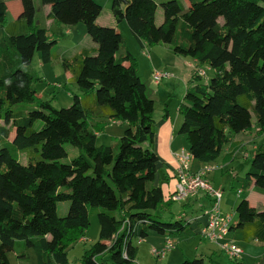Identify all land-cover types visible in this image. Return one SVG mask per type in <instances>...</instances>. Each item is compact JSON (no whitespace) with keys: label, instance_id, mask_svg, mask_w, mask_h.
I'll return each instance as SVG.
<instances>
[{"label":"trees","instance_id":"1","mask_svg":"<svg viewBox=\"0 0 264 264\" xmlns=\"http://www.w3.org/2000/svg\"><path fill=\"white\" fill-rule=\"evenodd\" d=\"M11 1L21 11L4 26L0 47V264H9L10 253L26 263L27 251L36 264H68V249L89 227V209L99 210V241L78 264H136L134 244L149 233L188 240L183 219L163 222L151 213L163 206L162 191L153 185L154 104L122 35L96 24L101 8L93 0ZM123 1L111 0V10ZM125 1L117 18L142 48L166 46L214 73L207 85L188 89L178 107V134L193 161L215 162L231 138L253 125L256 136L264 134V0ZM6 3L0 0L1 25ZM78 25L89 41L55 52L49 27ZM36 54L43 65L59 59L76 85L80 95L68 108L55 109L36 96L32 85L39 79L25 72ZM99 119L125 124L114 147L96 146L101 125L94 130L90 123ZM66 146L78 154L63 164ZM20 154H26L24 165ZM240 182L243 191L253 184L264 194V145L253 151ZM59 203H68L62 217ZM234 213V239L264 243V207L256 210L241 199Z\"/></svg>","mask_w":264,"mask_h":264},{"label":"crops","instance_id":"2","mask_svg":"<svg viewBox=\"0 0 264 264\" xmlns=\"http://www.w3.org/2000/svg\"><path fill=\"white\" fill-rule=\"evenodd\" d=\"M182 3L186 6L185 1H182ZM8 4L9 3H6L7 9L9 6ZM11 4H14V6L17 8L16 12L20 14V3L18 1H14V3ZM120 11H123V9H120ZM46 13L47 9L45 11V15ZM117 16L118 15L114 13L113 17L109 16L107 21L104 23H99V18H97L96 23L101 27L113 28L122 35L125 50L129 52L137 62V74L140 79L142 78V71L145 68L148 69L150 75L148 83H144L148 87L150 99L153 101L154 104L153 118L155 136L153 152L157 157V167L153 185L159 187L163 194V206H161L159 210L151 213L157 216L163 222L181 219L185 221L187 232L190 233L191 238L194 236L199 238L198 247L195 248V251L196 254L197 252H201L200 254L202 257H195V259H208V261L212 264H220L219 261L222 258L227 261V264H264V243L258 241H251L249 243L236 241L234 239V233L229 230V234L226 238L227 241L239 247L243 252L242 257L238 262H231L228 261L225 253L221 250L219 245L208 242L201 237L200 232L206 224V214L212 206L211 199L206 196L204 192H201L202 190H199L196 193L189 195L186 199L180 202L170 201V197L175 192V187L177 184L176 170L178 167V163L175 159V154L180 152L181 150L185 152H188L189 150L187 141L185 138H183L184 136L178 134V130L182 122L181 117L178 114V107L183 99L185 92L188 89L196 86L197 84L207 85L209 83L210 79L213 77V71L207 67H200L194 60L190 58H181L174 55L168 47L163 45L154 46L151 48H142L139 43H137V41H135V39L132 37L127 26H125L126 28L122 26L124 25V21L118 19ZM48 23L49 22H47V24ZM49 28L51 30V27ZM66 34L71 37L69 31H66ZM86 41L87 40H85V42ZM125 65L127 66L128 64ZM195 67L203 68L205 72V77L197 78L198 80H195ZM154 71L165 72L170 75V78L163 80L158 85H155L153 82H150L152 78L151 74ZM112 124L117 126H125V124L120 123ZM252 129H254L255 131L256 127L253 125ZM241 134L243 140L239 141L237 138L241 136ZM250 134L251 132L237 134L235 137L231 138L229 140L228 145L223 148L222 152L226 155V157L229 156L230 153L234 152L233 156H231L229 159L230 163L226 165L224 163L218 165L217 160L219 158L215 162L210 164H201L192 160L190 162V170L195 173L201 167L209 165L215 168L212 173H215L216 171L218 175H221V179L224 180L225 175H227V166L233 165L238 155H242L243 158L247 159L248 157H250V153H253V151L257 147L254 146V143H251L252 140L250 138ZM245 140H247V142H245ZM247 143L249 144L246 145ZM247 151L248 156L245 154ZM248 168L242 171V176L238 175L239 173L236 172L237 169H235L234 167L228 171L231 184L230 188L232 191H236V196H231L230 198L231 206L229 209V213L226 212V209L221 212H226L227 214L224 215L230 216L231 227L236 222V220L233 221V214L235 215V207L241 199L247 200L249 205L256 210H259L264 207V194L255 191L253 184L250 185L247 191H243L241 189L242 184L240 180L244 178ZM205 179L208 184H211L212 186L214 180L211 179V177H208V180L207 178ZM218 186V188H221L222 193L225 194L226 190L224 185L222 186L219 183ZM151 234L153 233H149L147 238L142 241L148 240ZM157 236L158 239H160V242H158L157 245L158 248L161 249L165 243L166 238L160 235ZM142 241H140L139 244H141ZM80 242H84V239H82ZM173 242L174 247L178 245L176 241ZM27 255L28 260L26 263H23V261H20L16 258V255L14 253H10L8 256L9 264H36L35 259L32 262L28 252ZM179 257V264H181L184 260H188L187 257L183 255V253L179 254ZM163 259L156 260L157 262H160V260L162 261ZM250 261L252 263H249Z\"/></svg>","mask_w":264,"mask_h":264},{"label":"rangeland","instance_id":"3","mask_svg":"<svg viewBox=\"0 0 264 264\" xmlns=\"http://www.w3.org/2000/svg\"><path fill=\"white\" fill-rule=\"evenodd\" d=\"M8 5V11L6 13V23L4 25L0 24V47L3 46V35H4V26L13 22L17 15L19 14L16 12L17 8L14 6V1L6 0ZM37 1V0H36ZM97 5L101 8V13L99 15V23H104L107 21L109 16L113 17L115 11L111 10V0H93ZM187 6V3H185ZM120 9H124L123 2L120 5ZM118 9L116 12L120 11ZM46 10V9H45ZM20 12V11H19ZM43 15H45V12H43ZM162 23V12L160 7H157L156 14H155V24L159 26ZM97 24V23H96ZM122 25L124 28H126V23H123ZM219 24H222V21L219 20ZM66 31H69L71 37L66 34ZM51 33L55 35L57 38V45L55 47V52H61V51H68L72 52L75 50V48L78 45H81L85 43V40L89 41L85 31L84 27L81 25H78L77 27H63V26H52L51 27ZM25 72L29 75L38 77L39 81L33 82L32 88L36 91V96L40 101L43 102H49L50 105L55 109H66L72 104V96L77 95L79 96L80 93L77 90V87L72 82H67V78L69 77V74L67 71H65L62 67V64L59 59H54L50 64L43 65L41 63L40 55L36 54L32 60L31 65L25 69ZM157 72V71H154ZM152 72V74L154 73ZM151 74V76H152ZM150 78L149 71L147 68H145L142 71V80L146 84L148 83V80ZM152 78H151V81ZM254 121V118H253ZM96 123H100L101 128L100 130L97 128ZM2 124V123H0ZM90 125L93 127L94 130L98 131L97 139H96V146H104V147H114L119 139L121 137L124 125L117 126L112 124L111 122L107 123V120L105 119H99L95 123H90ZM108 125V127H107ZM256 129L251 130L250 138L251 143H254V146L258 145H264V134L263 135H257L256 136ZM12 136H10V140L12 139ZM236 136V135H235ZM234 136V137H235ZM185 138V137H183ZM239 141L243 140L242 134L237 138ZM247 142V140H245ZM247 143L246 145H248ZM228 145V143H227ZM226 145V146H227ZM251 146V145H249ZM67 156L65 159L61 160V163L68 164L73 158L77 156V150L74 149L71 146L65 147ZM187 152V151H186ZM248 156V151L245 153ZM251 154L250 157L243 158L242 155H238L235 159V162L233 165H229L226 168V173L224 180L221 179V175L215 173H210L207 175L208 177H211L213 179L212 186L211 184H208L207 186L213 189L214 191L220 190L221 188H218L219 183L225 187V194L222 195L221 203H220V209L223 212L224 209H226V212L229 213V209L231 206L230 198L231 196H236V191H232L230 188V179L228 175V171L231 170V168L237 169L236 172H238L239 176H242V171L248 168V165L251 161ZM18 162L21 163V165L26 164V154H20L18 157ZM224 163L225 165L230 163L227 162L226 155L221 154L219 159L217 160V164L220 165ZM225 173V174H226ZM214 185V186H213ZM205 192V191H201ZM68 209V203H59L57 204V213L59 216L65 215L66 211ZM99 210L97 209H89V227L87 229V232L85 233L83 239L84 242H77L72 247H70L67 251V260L68 264H78L84 251L88 250L92 245L96 244L99 241L98 237V222H97V213ZM224 212L223 214H227ZM236 220L235 215L233 214V221ZM196 238V239H195ZM158 242H160V239H158V236L154 233L150 235V238L146 241H142L141 244H134L137 253H136V264H179V254L185 255L188 259V261H192L195 259V257L200 258L201 252L195 251V248L198 247L199 238L194 236L190 237L188 240H182V241H176L178 245L174 247V249L170 250L166 254V257L160 262H157V260L151 256L150 251L151 249H159L158 248ZM137 245V246H136ZM182 249V251H181ZM32 262L34 261V254L32 251H27ZM27 252H25L27 254ZM28 256V255H27ZM202 257V256H201ZM28 260V259H27ZM203 264H212L208 261V259H203ZM229 261V260H228ZM13 263V259H12ZM220 264H227V261L222 258L219 261ZM249 263H252L251 261Z\"/></svg>","mask_w":264,"mask_h":264},{"label":"built area","instance_id":"4","mask_svg":"<svg viewBox=\"0 0 264 264\" xmlns=\"http://www.w3.org/2000/svg\"><path fill=\"white\" fill-rule=\"evenodd\" d=\"M195 69V74L198 77H205L203 68L195 67ZM168 78H170V75L165 72H154L152 74V81L155 85L160 84L163 80ZM175 159L178 163L176 170L177 184L175 192L170 197V201L180 202L199 190L205 191L204 193L206 196L212 201V206L206 214V224L201 230L200 235L204 240L219 245L229 261L238 262L243 252L239 247L226 239L231 227V219L230 216L224 215L219 207L222 199V191H214L208 187L205 179L215 168L205 165L197 172L193 173L190 170L192 158L189 152L182 150L175 154ZM140 241L142 240H137L136 243L139 244ZM172 249H174V242L166 239L161 249H151L150 254L155 259H163Z\"/></svg>","mask_w":264,"mask_h":264},{"label":"water","instance_id":"5","mask_svg":"<svg viewBox=\"0 0 264 264\" xmlns=\"http://www.w3.org/2000/svg\"><path fill=\"white\" fill-rule=\"evenodd\" d=\"M123 4L125 5L126 4V1L124 0L123 1ZM120 14V12L118 11V12H116V15H119Z\"/></svg>","mask_w":264,"mask_h":264}]
</instances>
